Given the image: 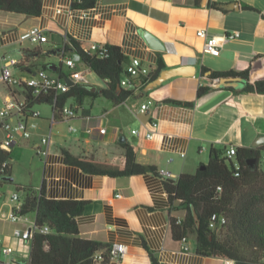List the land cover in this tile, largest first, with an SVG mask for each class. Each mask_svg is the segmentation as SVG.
I'll use <instances>...</instances> for the list:
<instances>
[{
	"label": "crops",
	"instance_id": "obj_1",
	"mask_svg": "<svg viewBox=\"0 0 264 264\" xmlns=\"http://www.w3.org/2000/svg\"><path fill=\"white\" fill-rule=\"evenodd\" d=\"M212 1L227 3L228 10L212 7ZM235 4L238 6H232ZM70 5L72 0H42L38 17L0 10V67L8 58H15L24 63V70L17 72L21 77L45 66L54 74L67 72L59 54L65 47L67 55L78 57L72 47L66 49L72 37L83 47L93 43L115 45L129 61L137 57L149 68H155L162 59L165 69L194 65L197 72L194 76L172 77L153 88L130 90L132 94L121 102L101 94L87 97L91 106L85 105V98L82 105L76 106L78 117L68 122L69 126L73 120L81 124L79 152L65 147L73 154H89L87 150L93 148L96 158L113 160L110 155L114 152L124 154L119 142L124 136L136 148L138 161L156 166L160 175L147 172L111 177L87 173L65 163L62 151L51 150L47 159L40 156L43 165L38 169L47 196L89 201L78 217L81 237L106 246L116 242L127 244L128 252L121 264H152L151 254L161 264H228V259L198 253L194 234L187 238L189 249L184 248L182 240L173 238L171 217L182 218L185 212L171 208L161 175L194 173L209 156L212 145L253 147L254 141L264 135V94L222 89L197 96L199 86L208 83L201 76L203 66L214 71L249 69L252 82L264 79V0H97L89 9L73 8L71 12ZM59 7L63 8L61 12L57 11ZM33 26L45 30L48 42L34 44L20 39V33ZM199 28L208 29L210 35L233 31L240 34L226 41L219 55H213L203 52V41L196 34ZM146 31L158 37L165 49L152 48L144 36ZM81 64L86 71L87 87L93 92L107 87L106 80ZM55 65L56 69H52ZM100 100L106 107L100 116H95L92 108ZM149 100L152 103L147 111L139 112ZM175 100L195 104L186 106ZM49 105L50 115H41L38 121L47 122L42 135L52 127V146L54 126L65 121L53 119V105ZM153 120L159 122V129L153 139H147L141 122ZM88 124L97 129L107 127V132L101 134L95 129L88 134L83 131ZM129 124L134 126L126 136L124 127L129 129ZM133 129H140V133L133 134ZM32 139H21L14 146ZM39 141L40 138L33 141L35 148ZM10 163L12 166L13 160ZM11 177L5 176L4 180L13 181L14 178L6 179ZM14 204L5 202L3 206L10 211ZM9 211L0 209V262L20 264L30 257L31 241L18 238L15 230L29 227L35 214L14 222L4 217ZM4 247H10L12 252L3 253ZM108 264L117 263L109 260Z\"/></svg>",
	"mask_w": 264,
	"mask_h": 264
},
{
	"label": "trees",
	"instance_id": "obj_2",
	"mask_svg": "<svg viewBox=\"0 0 264 264\" xmlns=\"http://www.w3.org/2000/svg\"><path fill=\"white\" fill-rule=\"evenodd\" d=\"M97 0H72V7L89 9ZM210 5L226 12L227 3L212 1ZM249 9L255 10L251 6ZM0 10L38 17L42 13V0H0ZM70 44L80 56L83 63L98 76L106 80L107 87L93 92L86 85H73L62 94L54 110L64 106L69 98L74 97L79 105L87 97L96 98L99 94L121 102L132 94L121 84L122 75L126 74L125 66L130 62L120 52L119 47L109 45V55L99 57L88 55L79 41L70 37ZM70 45V46H69ZM24 63L17 66L24 70ZM56 66V65H55ZM44 68L47 69L45 66ZM165 69L162 59L155 68H151L147 87H156L153 82ZM58 70L59 67H58ZM201 76L208 83L199 86L197 96L226 89L235 93L264 94V79L252 82L249 69L243 71H214L202 67ZM218 79V81H214ZM30 90L27 91L28 96ZM30 97V96H29ZM47 101L51 97L38 98L32 103ZM175 102L193 106L195 101ZM31 105V106H32ZM124 154L119 163L100 160L93 155H75L69 149H61L64 161L87 173L102 174L111 177H125L133 174L152 172L160 175L154 165L138 161L137 150L129 142L120 143ZM264 144L258 147H238L234 157L227 155L226 147L212 145L209 150V161L202 163L194 173H182L179 176H163V185L168 194L173 210H182L185 215L171 217L173 238L182 240L190 234L196 236V250L206 256L235 260L237 264H263L264 262V169L259 166ZM256 158L258 168L252 169L249 160ZM13 160L11 151L0 148V161ZM11 177V163L5 175ZM22 215L35 214L37 226H49V233H36L31 241V252L28 260L20 264H108L110 246L85 239L80 235L78 217L83 214L89 201L72 199H53L46 194L45 184L40 189L33 186L21 187ZM225 215L227 223L217 228L210 227V218L214 214ZM105 251L103 260L97 261L96 255ZM152 264H161L151 254Z\"/></svg>",
	"mask_w": 264,
	"mask_h": 264
},
{
	"label": "built area",
	"instance_id": "obj_3",
	"mask_svg": "<svg viewBox=\"0 0 264 264\" xmlns=\"http://www.w3.org/2000/svg\"><path fill=\"white\" fill-rule=\"evenodd\" d=\"M63 10L62 7L57 9L58 12ZM73 10L72 5L69 7V11ZM197 36L203 41V52L211 53L213 55H219L223 44L239 36V31H233L231 33L215 34L210 35L208 29L199 28L196 31ZM20 39L22 41H29L34 44H41L48 42V35L45 30L39 26H33L25 29L20 33ZM109 45L101 43H93L89 47H84V51L88 55H97L99 57H107L109 55ZM60 62L62 65H66L68 68L67 72L61 71L59 74H54L46 68H39L34 74L28 77H21L17 75L15 69L19 70L17 66L21 64V61L15 58H8L4 64L0 67V82L7 86L8 95L4 102V106L0 108V130L3 133V138L0 140V148L10 151L16 143L23 140H30L34 132L38 129V119L41 118V112L32 105L38 98L51 97L54 107L57 104L58 98L68 92L71 85L67 82V78L74 81V85H85L87 83L86 71L79 67L82 63L86 68L87 66L83 63L79 54L77 58L67 55L65 47L60 49ZM81 64V65H82ZM126 74L121 77L120 84L128 88L129 90H135L144 88L149 81V75L151 68L146 67L142 64V61L134 57L126 65ZM214 81H218L215 79ZM73 86V85H72ZM31 93L28 96L27 91ZM151 100L143 103L139 109V112H146L149 108ZM32 105V106H31ZM53 119L59 117L65 122H71L72 119L78 117V107L65 104L58 110L56 114L53 111ZM87 119H91L90 116L84 115ZM142 128L146 131V138L153 139L158 132L159 122L158 121H145L141 122ZM98 130L99 133L105 134L107 127L95 128L94 125L88 124L83 129L84 132L90 134L93 130ZM80 128L71 124L69 131L77 133L80 132ZM52 127L50 132L40 137L39 143L36 145V149L40 156L47 159L50 155L52 140ZM133 134L138 135L140 129H133ZM20 136V137H19ZM237 154V147L231 146L227 148V155L234 157ZM184 155V154H183ZM10 167V160L0 161V183L4 180L5 175ZM5 194L0 191V200L3 199ZM12 200L15 202L11 210L4 217L11 221H18L25 217L20 213L22 198L20 193L14 192ZM180 218L178 221L180 222ZM227 223V217L214 213L210 218V227L217 228ZM51 231L49 226H37L36 222H31L30 226L25 229H16L15 235L23 241H32L36 233H49ZM2 238H0V242ZM184 242V248L189 249L187 245V237L182 239ZM3 253L9 254L12 252L10 247H4ZM128 252V245L125 243H113L108 251L109 260L115 261L117 264H121L123 258ZM105 251H100L96 255V260H103V254ZM264 262V261H263ZM0 264H6L0 262ZM228 264H237L235 260L228 259Z\"/></svg>",
	"mask_w": 264,
	"mask_h": 264
},
{
	"label": "rangeland",
	"instance_id": "obj_4",
	"mask_svg": "<svg viewBox=\"0 0 264 264\" xmlns=\"http://www.w3.org/2000/svg\"><path fill=\"white\" fill-rule=\"evenodd\" d=\"M15 70L16 72H18L17 69ZM64 70H68L66 65H64ZM7 95H8L7 86L4 83L0 82V108L4 106V102L6 100ZM89 101H90L89 98H87L85 105L91 106ZM101 101L102 100L96 102L92 108V113L95 116H100L105 110L104 108L106 106L103 104L104 102ZM66 104L72 106H78V102L74 97L69 98ZM35 108L39 110L43 116H48L51 113V106L49 105L48 102L45 101L36 103ZM72 123L81 128V124L78 121L73 120ZM129 126H130L129 129H127L126 126L124 127L123 133H125L126 136H128L127 134L130 133L131 127H133L134 125L129 124ZM68 127H69L68 122H60L54 126L55 135L53 136V138L55 142L51 146L52 151H61L63 147H67L73 149L75 152H79V145L82 143V141L78 142V139L81 138L80 135L82 134L81 132L72 133L68 130L69 129ZM46 130H47V122L39 120L37 132H35L36 134L33 135V139L31 142L11 147L10 151H12L11 155L13 157L11 173L14 180L13 181L1 180L0 191L5 194V197L0 201V209L3 208L5 209L6 212L9 211L6 209V207L3 206V204L5 202L15 203L11 197L13 193L17 191L20 194H22V192L19 191L21 187L30 185L37 188L41 186L42 179H41V175L38 172V169L43 165V163L41 162V157L37 153L33 141H38L40 136L43 133H45ZM2 138H3V133L0 130V140ZM94 151L95 149L91 148L90 150H87L89 154H85V155L95 156ZM84 152H86V150H84ZM110 157H112L113 160L107 159L105 161H108L110 163H119L122 158V156H119L116 152L110 155ZM208 161H209V156L205 157L204 163H207ZM259 166L264 169V150L261 151Z\"/></svg>",
	"mask_w": 264,
	"mask_h": 264
},
{
	"label": "water",
	"instance_id": "obj_5",
	"mask_svg": "<svg viewBox=\"0 0 264 264\" xmlns=\"http://www.w3.org/2000/svg\"><path fill=\"white\" fill-rule=\"evenodd\" d=\"M206 1V0H205ZM232 6H238V4L232 5ZM144 36L146 37L148 43L150 46L154 49H159V50H164L165 45L164 43L155 35H153L150 32H144ZM52 69H56V66H51ZM197 72L196 66L194 65H181L178 67H173L169 69H164L159 77L153 82V85H159L163 83L165 80L170 79L172 77L176 76H194ZM67 82L69 85H74V81L71 79L67 78ZM120 143H125L127 142V139L124 136H121L119 139ZM264 144V135L259 136L253 143V147H258L260 145ZM249 165L252 169H257L258 168V161L256 158L250 159ZM8 180H12L13 178H6Z\"/></svg>",
	"mask_w": 264,
	"mask_h": 264
}]
</instances>
